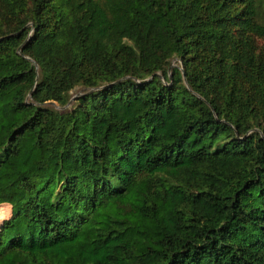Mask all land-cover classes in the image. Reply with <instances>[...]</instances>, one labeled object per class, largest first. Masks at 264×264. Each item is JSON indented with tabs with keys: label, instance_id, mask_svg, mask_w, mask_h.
Instances as JSON below:
<instances>
[{
	"label": "trees",
	"instance_id": "trees-1",
	"mask_svg": "<svg viewBox=\"0 0 264 264\" xmlns=\"http://www.w3.org/2000/svg\"><path fill=\"white\" fill-rule=\"evenodd\" d=\"M2 205L0 264H264V0H0Z\"/></svg>",
	"mask_w": 264,
	"mask_h": 264
},
{
	"label": "rangeland",
	"instance_id": "rangeland-1",
	"mask_svg": "<svg viewBox=\"0 0 264 264\" xmlns=\"http://www.w3.org/2000/svg\"><path fill=\"white\" fill-rule=\"evenodd\" d=\"M173 64V63H172ZM173 65H175V64H173ZM81 92H82V89H76V91H73V92H71V97H70V99L72 98V97H75V96H78V95H80L81 94ZM74 101V100H73ZM72 101V102H73ZM71 102V103H72ZM67 105V104H66ZM65 105V106H66ZM55 106H56V108L58 109V110H60L59 108H61V107H59V106H57L56 104H55ZM3 215H5V218H8L9 217V208H8V206L7 205H2V206H0V224H1V217L3 216ZM4 217V216H3Z\"/></svg>",
	"mask_w": 264,
	"mask_h": 264
},
{
	"label": "water",
	"instance_id": "water-1",
	"mask_svg": "<svg viewBox=\"0 0 264 264\" xmlns=\"http://www.w3.org/2000/svg\"><path fill=\"white\" fill-rule=\"evenodd\" d=\"M27 60H29V61H31V59H29V58H26ZM35 65V67H36V70H37V65L36 64H34ZM170 67H173V65H171ZM183 77H184V74H183ZM91 91V90H90ZM82 95V92H81V94L80 95H78V96H81ZM78 96H75V97H72L70 100H69V102L67 103V105L66 106H64V107H62V108H59L60 110H63V109H65V108H67L70 104H71V102L74 100V99H76ZM48 104H51V105H53L55 108H56V106H55V103H48ZM57 109V108H56Z\"/></svg>",
	"mask_w": 264,
	"mask_h": 264
}]
</instances>
